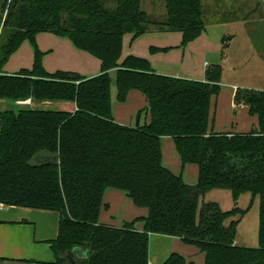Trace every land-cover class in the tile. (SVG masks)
Listing matches in <instances>:
<instances>
[{
  "label": "trees",
  "instance_id": "trees-1",
  "mask_svg": "<svg viewBox=\"0 0 264 264\" xmlns=\"http://www.w3.org/2000/svg\"><path fill=\"white\" fill-rule=\"evenodd\" d=\"M145 1L10 0L2 23L0 16V99L60 104L0 110V202L59 214L57 235L47 241L54 264H69V252L77 249L73 264H148L152 233L197 246L204 264H264V90L238 88L234 95L236 104L257 116V128L208 133L220 65L206 67L205 79L198 80L157 73L141 56L119 62L126 33L134 39L150 31H178L183 47L205 30L213 13L246 19L257 6L245 14L233 2L214 9L206 0H150L160 8L157 14L145 8ZM40 32L67 38L96 57L100 72L86 77L45 70L35 43ZM25 39L34 47L32 68L5 73L4 64ZM113 86L119 102L133 89L144 94L147 123L113 119ZM163 136L174 140L182 165H197L195 185L162 165ZM107 188L124 191L147 209L136 220L143 229L136 221L122 226L99 221ZM211 190L229 191L233 200L244 193L258 196L257 246L234 244L245 209L199 203ZM163 264L186 261L172 253Z\"/></svg>",
  "mask_w": 264,
  "mask_h": 264
},
{
  "label": "crops",
  "instance_id": "crops-1",
  "mask_svg": "<svg viewBox=\"0 0 264 264\" xmlns=\"http://www.w3.org/2000/svg\"><path fill=\"white\" fill-rule=\"evenodd\" d=\"M239 5L242 7V12L245 9V14L250 13L252 10V7H246L245 4ZM213 14L214 17L205 30L192 40L194 42L189 46L195 53L185 55V59L182 58L184 56V47L179 46L178 40L170 43V36L165 34L168 32L150 31L139 36L142 37L143 42L131 45L127 49L122 46L119 62L127 55L141 56L149 61L152 69L157 73L198 80L205 79L206 67L220 65L222 67L220 91L217 95L212 96L210 100L207 132H247L252 128H257V116L249 112L247 105L236 104L234 95L238 88H243L241 86L256 90H264V87L238 85L236 78H228L227 75L237 72V67H251L256 72L262 71V68L264 69V46L256 48L254 40L258 38L254 39V37L247 35L246 32H241V27L238 25L247 22L248 17L242 19L243 15L235 17L223 13L221 18L217 14ZM260 19L262 17H256V20L259 21ZM237 27L239 28L237 29ZM228 35L231 36L227 42L230 47L229 50L224 49V39ZM128 37L130 41L133 40L129 33ZM238 38L243 39L245 47L242 55H237V50L234 49V43ZM124 42L125 35L122 40L123 45ZM63 45L67 53L66 60L70 63L77 60L81 66L79 69L59 68L60 70L76 71L86 77L94 76L100 72V68L97 65L100 62L96 57L86 51L77 49L69 39L64 38ZM153 47L160 50L152 51ZM178 47L182 49L181 58L178 57ZM163 48L166 50H163ZM26 55L27 58L24 61L17 63V66H19L18 70L15 66H12L15 69L3 71L11 74L18 72L22 68L30 67L29 60L31 55L28 52H26ZM237 56L241 59L238 60ZM82 66L92 71L84 72L81 70ZM115 73V69L110 70V76L114 77ZM115 95L116 93L113 94L111 90L112 116L117 123L134 125L137 119V111L142 109L143 111L138 118L139 122L147 123L149 121V113L146 110L147 101L142 92L135 89L130 90L123 102L117 101ZM1 101L2 99H0ZM26 102L29 104L33 103L34 106L52 103H39L31 99L13 103L23 105ZM161 162L171 172L180 174L188 185H195L197 182V165L194 163L182 165L174 140L169 136L161 137ZM146 214L147 209L136 206L124 191L107 188L103 195V206L99 213V221L122 226L126 222L136 221L138 218L145 217ZM58 221L59 214H55L51 210L8 206L7 210L0 211V258L23 261L25 264H54L55 256L47 241L56 237ZM135 226L141 230L143 229V222L141 220L136 221ZM234 244H242L241 240L236 238V235ZM79 252L81 251L79 250ZM172 253L182 255L186 264H204V254L197 246L185 244L176 236L155 233L149 235L148 264H163L165 259Z\"/></svg>",
  "mask_w": 264,
  "mask_h": 264
},
{
  "label": "rangeland",
  "instance_id": "rangeland-1",
  "mask_svg": "<svg viewBox=\"0 0 264 264\" xmlns=\"http://www.w3.org/2000/svg\"><path fill=\"white\" fill-rule=\"evenodd\" d=\"M0 0V16H1V23L3 22L5 15H6V9L8 8V5L10 3V0ZM223 1L226 2H233L234 5L236 3L238 4H245L246 7H255L257 6V12L252 13L248 17V21L242 23V25H238L241 27V32H246L247 35L250 37L258 38L254 40V46L256 48H259V46H264V0H206L207 4L214 9H216L217 3H222ZM259 3H258V2ZM145 8L152 12H155L159 14L160 8L157 6L156 3L151 2L150 0L145 1ZM249 10V8H248ZM245 13V9L243 10ZM256 17H262L259 21L256 20ZM237 27V29L239 28ZM243 29V30H242ZM238 31V30H237ZM239 32V31H238ZM168 36H170L171 41L170 43H174L178 40V44H180V33L178 31H170L168 33H165ZM125 35V42L124 45L122 44L123 48L127 49L131 45H136L139 42H143L142 37H136L133 40L130 41V38L128 37V33ZM235 35V34H234ZM231 38L230 35L224 39L225 48L224 49H230V47L227 45V42ZM67 39V38H66ZM64 37L58 36L56 34L50 33V32H40L35 36V43L37 45V48L41 51V65L42 67L47 71H55L59 68L62 69H74V68H80L79 61H74L72 63L68 62L66 60L67 53L65 52V47L63 45ZM194 41L187 43L184 47V56L182 57V49L181 47H178L179 49V58H186L185 55L195 53L192 49H190V44H192ZM234 49L237 50V55H242V53L245 51L244 43L242 38H238L237 41L234 43ZM227 45V46H226ZM258 50V49H256ZM26 52L30 53V67L32 68L34 63V47L29 39H25L21 42L20 46L15 50L6 63L3 66L2 70L12 68L15 69L12 66H15L16 69H19V66H17V63H20V61H24V59L27 58ZM21 55V56H20ZM93 56V55H92ZM264 57V56H263ZM237 59H241L237 56ZM96 62H98L96 59H94ZM264 60V59H263ZM264 63V61H263ZM98 68H100V64L98 63ZM27 68V67H26ZM82 71H92L90 69H87L82 66ZM237 72L232 73L230 75H227L228 78H236L238 81V85H248V86H256L257 87H264V69L262 68V71L256 72L251 67H237ZM244 89H254L250 87H244L241 86ZM261 91V90H257ZM263 91V90H262ZM113 94L116 93L115 86L112 88ZM60 101H52L50 104H41L43 107L47 108H56L59 106ZM24 106H34V104L25 103L23 105H16L10 100L2 99L0 102V110H13L17 111L20 107ZM137 120V119H136ZM139 122V120H138ZM207 201H215L219 205V207L222 210H231L235 206L245 209V212L243 216L240 219V222L237 225V234L236 238L238 240H241L240 245L247 246V247H255L258 244V210H259V198L258 196L251 197L249 193H244L240 195L236 200H233L231 197V194L229 191L226 190H215L211 192H207L204 195L200 197V202H207ZM12 207H22V206H12ZM28 208L29 207H23ZM8 209L7 205H4L3 209H0V211H5ZM36 209V208H34ZM55 214L57 213L54 211ZM235 217V216H234ZM233 217V218H234ZM56 235V232H55ZM78 260V259H77ZM0 264H25L23 261H13L9 259H3L0 258Z\"/></svg>",
  "mask_w": 264,
  "mask_h": 264
},
{
  "label": "water",
  "instance_id": "water-1",
  "mask_svg": "<svg viewBox=\"0 0 264 264\" xmlns=\"http://www.w3.org/2000/svg\"><path fill=\"white\" fill-rule=\"evenodd\" d=\"M135 124H138V118H137ZM75 251L79 253V250L77 249V250L70 251L69 254H68V259L70 260L69 264H73L74 263V253H75Z\"/></svg>",
  "mask_w": 264,
  "mask_h": 264
},
{
  "label": "built area",
  "instance_id": "built-area-1",
  "mask_svg": "<svg viewBox=\"0 0 264 264\" xmlns=\"http://www.w3.org/2000/svg\"><path fill=\"white\" fill-rule=\"evenodd\" d=\"M4 205H5L4 203H1L0 202V209H3L4 208Z\"/></svg>",
  "mask_w": 264,
  "mask_h": 264
}]
</instances>
